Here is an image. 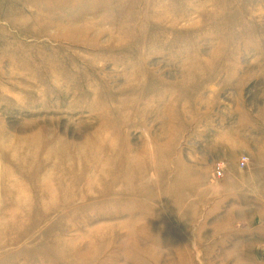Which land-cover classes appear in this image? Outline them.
<instances>
[{
	"label": "rangeland",
	"instance_id": "374dc122",
	"mask_svg": "<svg viewBox=\"0 0 264 264\" xmlns=\"http://www.w3.org/2000/svg\"><path fill=\"white\" fill-rule=\"evenodd\" d=\"M0 264H264V0H0Z\"/></svg>",
	"mask_w": 264,
	"mask_h": 264
},
{
	"label": "built area",
	"instance_id": "2783aa9c",
	"mask_svg": "<svg viewBox=\"0 0 264 264\" xmlns=\"http://www.w3.org/2000/svg\"><path fill=\"white\" fill-rule=\"evenodd\" d=\"M247 158L246 157H242L241 158V161L239 162V166L240 167H244L245 166V160H246ZM221 168H222V166L220 165V164H217V166L215 167V172H217V174H220L221 173Z\"/></svg>",
	"mask_w": 264,
	"mask_h": 264
},
{
	"label": "bare ground",
	"instance_id": "6f19581e",
	"mask_svg": "<svg viewBox=\"0 0 264 264\" xmlns=\"http://www.w3.org/2000/svg\"><path fill=\"white\" fill-rule=\"evenodd\" d=\"M242 157H246V158H247V156L243 155V156L240 157L239 162L241 161V158H242ZM247 159H248V158H247ZM247 159L244 161L245 163L247 162Z\"/></svg>",
	"mask_w": 264,
	"mask_h": 264
}]
</instances>
